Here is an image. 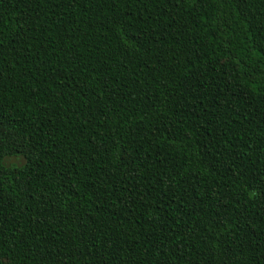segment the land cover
I'll use <instances>...</instances> for the list:
<instances>
[{
    "label": "trees",
    "instance_id": "trees-1",
    "mask_svg": "<svg viewBox=\"0 0 264 264\" xmlns=\"http://www.w3.org/2000/svg\"><path fill=\"white\" fill-rule=\"evenodd\" d=\"M0 264H264V0H0Z\"/></svg>",
    "mask_w": 264,
    "mask_h": 264
}]
</instances>
